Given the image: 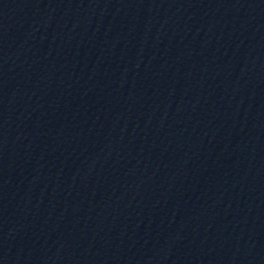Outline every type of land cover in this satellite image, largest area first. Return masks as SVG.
I'll list each match as a JSON object with an SVG mask.
<instances>
[{
  "label": "water",
  "instance_id": "water-1",
  "mask_svg": "<svg viewBox=\"0 0 264 264\" xmlns=\"http://www.w3.org/2000/svg\"><path fill=\"white\" fill-rule=\"evenodd\" d=\"M80 0H0V264H36Z\"/></svg>",
  "mask_w": 264,
  "mask_h": 264
}]
</instances>
